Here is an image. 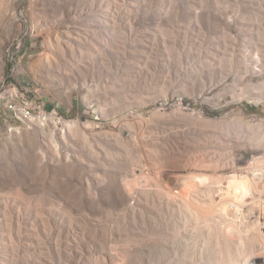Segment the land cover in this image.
Listing matches in <instances>:
<instances>
[{
	"label": "rangeland",
	"instance_id": "374dc122",
	"mask_svg": "<svg viewBox=\"0 0 264 264\" xmlns=\"http://www.w3.org/2000/svg\"><path fill=\"white\" fill-rule=\"evenodd\" d=\"M253 157L264 0H0V264H247Z\"/></svg>",
	"mask_w": 264,
	"mask_h": 264
},
{
	"label": "bare ground",
	"instance_id": "6f19581e",
	"mask_svg": "<svg viewBox=\"0 0 264 264\" xmlns=\"http://www.w3.org/2000/svg\"><path fill=\"white\" fill-rule=\"evenodd\" d=\"M260 164H264V157L262 159H258V157H253L249 161L248 165L245 166V168H247L249 171L252 172L254 166ZM229 176L239 178L243 181L235 178H234L235 180H229V184H228L229 189L232 193L236 195H234L233 199L226 202V208L229 205H233L234 212L237 214V216H239L237 220L239 222V219L245 218L247 208L248 206H251V208L253 209L252 215L255 217L253 221L257 228L258 238H260L258 239L259 240L258 245L256 244L254 245L257 246L256 249L261 254L262 252L264 254V182L249 176L248 173L247 174L230 173ZM248 260L249 261L247 264H264L263 255L253 256L252 253V255L248 258Z\"/></svg>",
	"mask_w": 264,
	"mask_h": 264
},
{
	"label": "built area",
	"instance_id": "2783aa9c",
	"mask_svg": "<svg viewBox=\"0 0 264 264\" xmlns=\"http://www.w3.org/2000/svg\"><path fill=\"white\" fill-rule=\"evenodd\" d=\"M13 110H14V117H17L23 123H24V118H27V114H39V122H34V125H39V123H42L43 115L53 116L54 124H59V126L65 125L66 122L65 118L61 114H59L58 111L55 110V108L54 109L48 108L47 106H45V103L37 102L36 100H35V106H27V111H17L16 108H14ZM12 118L13 117H11V119ZM46 127H48V125H46ZM244 170H245L244 174L248 173L249 176L264 182V164L254 166L252 172L245 167ZM180 194L181 192H179V190L175 191V195H180Z\"/></svg>",
	"mask_w": 264,
	"mask_h": 264
}]
</instances>
